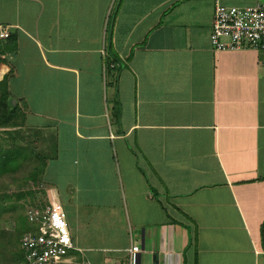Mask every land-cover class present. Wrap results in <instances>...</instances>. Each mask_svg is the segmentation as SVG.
Returning a JSON list of instances; mask_svg holds the SVG:
<instances>
[{"label": "crops", "instance_id": "obj_1", "mask_svg": "<svg viewBox=\"0 0 264 264\" xmlns=\"http://www.w3.org/2000/svg\"><path fill=\"white\" fill-rule=\"evenodd\" d=\"M217 3L264 0H0V148L60 264H264V48L215 50Z\"/></svg>", "mask_w": 264, "mask_h": 264}, {"label": "built area", "instance_id": "obj_2", "mask_svg": "<svg viewBox=\"0 0 264 264\" xmlns=\"http://www.w3.org/2000/svg\"><path fill=\"white\" fill-rule=\"evenodd\" d=\"M8 28H2L1 37H8ZM215 50L264 48V4L250 7L228 6L217 3L210 36ZM27 218L34 228L24 234L19 249L24 262L20 264H60L73 242L63 205L50 201L42 207L28 208ZM138 245L132 247L131 264H136Z\"/></svg>", "mask_w": 264, "mask_h": 264}, {"label": "rangeland", "instance_id": "obj_3", "mask_svg": "<svg viewBox=\"0 0 264 264\" xmlns=\"http://www.w3.org/2000/svg\"><path fill=\"white\" fill-rule=\"evenodd\" d=\"M29 166L30 163L24 169L0 172V264L16 262L19 217L29 206L43 205L47 200L40 183L31 185Z\"/></svg>", "mask_w": 264, "mask_h": 264}, {"label": "trees", "instance_id": "obj_4", "mask_svg": "<svg viewBox=\"0 0 264 264\" xmlns=\"http://www.w3.org/2000/svg\"><path fill=\"white\" fill-rule=\"evenodd\" d=\"M5 114L7 115V111ZM0 125H2L1 120H0ZM21 153H22V150L20 148H15V147H11L8 149L0 148V172L2 173L8 172V171L14 172L16 170V167L18 166V162L21 156L26 157V155H24V152L22 154ZM42 171H43L42 169L34 170L28 179L33 178L34 181H36L40 173H42ZM27 221L28 220L26 219L24 215L19 217V225L17 229L18 230V233H17L18 244L21 241L20 237L23 235V233L31 230L30 227L27 226ZM15 254H16V262H20V260H22V255H21V251L18 250V247H17Z\"/></svg>", "mask_w": 264, "mask_h": 264}, {"label": "water", "instance_id": "obj_5", "mask_svg": "<svg viewBox=\"0 0 264 264\" xmlns=\"http://www.w3.org/2000/svg\"><path fill=\"white\" fill-rule=\"evenodd\" d=\"M138 256H139V255L136 254V258H137V259H138Z\"/></svg>", "mask_w": 264, "mask_h": 264}]
</instances>
